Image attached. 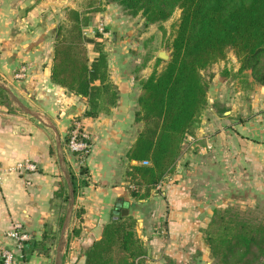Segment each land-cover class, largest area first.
<instances>
[{
  "label": "crops",
  "instance_id": "obj_1",
  "mask_svg": "<svg viewBox=\"0 0 264 264\" xmlns=\"http://www.w3.org/2000/svg\"><path fill=\"white\" fill-rule=\"evenodd\" d=\"M75 1L0 0V247H12L8 232L20 222L31 239L14 248V264H85L86 251L124 199L147 248L146 264H209L206 243L193 249L197 242L188 230L205 229L219 203L264 202V85L246 75L243 83L233 82L238 92L223 101L213 92L212 69L208 96L213 99L208 97L193 136L195 146L184 141L173 172L148 199L137 200L127 177L137 162L127 153L142 128L136 113L141 80L149 73L145 67L133 69L136 59L129 54L143 50L145 30L130 23L145 19L126 14L116 3L91 15L84 27L87 37L101 40L97 29L102 24L104 39L112 34L111 48H104L118 100L110 111L86 116L87 98L52 78L58 26ZM88 54L90 60L98 56L91 42ZM22 68L25 74L18 78ZM75 121L91 137V148L82 157L68 147ZM23 161L37 169H13ZM181 164L202 171L199 210L188 207V195L176 185ZM164 216L169 238L162 239L152 226Z\"/></svg>",
  "mask_w": 264,
  "mask_h": 264
},
{
  "label": "trees",
  "instance_id": "obj_2",
  "mask_svg": "<svg viewBox=\"0 0 264 264\" xmlns=\"http://www.w3.org/2000/svg\"><path fill=\"white\" fill-rule=\"evenodd\" d=\"M83 2L77 0L76 7L67 10L58 26L52 78L87 98L85 115L93 117L110 111L118 100V91L110 78L103 41L84 33L91 15L105 4L116 3L132 17L141 15L149 24H160L176 8L182 10L178 28L167 45L170 59L158 70L163 59L157 57L154 70L141 80L136 120L142 128L127 153L129 160L137 162L127 171L128 180L134 184L132 196L148 199L173 172L183 142L200 126L209 104V81L203 70L226 58L233 49L241 62L238 73L249 70L253 82L264 85V0ZM90 42L98 53L93 60L88 54ZM72 180L75 183L73 175ZM125 202L120 200L102 236L86 251L85 264H146L147 248ZM242 214L245 211L232 207L214 210L205 228V241L217 258L216 264H264V221Z\"/></svg>",
  "mask_w": 264,
  "mask_h": 264
},
{
  "label": "rangeland",
  "instance_id": "obj_3",
  "mask_svg": "<svg viewBox=\"0 0 264 264\" xmlns=\"http://www.w3.org/2000/svg\"><path fill=\"white\" fill-rule=\"evenodd\" d=\"M79 1L80 3H84L83 0H78V2ZM181 13H182V10L179 8H176L173 15L168 20L160 24L155 23L156 25H153V24L151 25L147 23L146 20L143 23L141 18L137 22L138 24H136L135 21L133 22V24L130 23L131 26L137 25L138 27H140L139 29L145 30L143 38H140L141 42L144 45L143 50H141L139 54H136V53L132 54L131 52L129 54L131 57H133L134 60L136 59V61L133 62V69H135L136 67H139L138 69L140 70L141 67H145L144 69H145L146 74L149 73L150 75V73L155 68L156 59L157 57H159V52L165 51L171 57V50L170 48H168L167 45L169 41L172 39V37L174 36L176 29L178 28V23L180 21ZM99 26L102 28L101 29L98 28L97 31L103 33V38H101V41H103L104 47L107 46L106 48H111V41L109 39H112V34L110 33L108 38L104 39L105 38L104 36L105 26L103 24ZM108 30H110V28H108ZM134 30L135 29L132 28L129 30V32L132 33V31ZM150 37L152 38V40ZM166 61L167 60L163 59L159 63L157 69L161 70L163 66L166 64ZM240 66H241V62L238 59L236 52L233 49H231L228 51L226 58L217 61L216 63H214L213 65H211L210 67L202 71V74L204 75L205 79L209 82L212 81V77L214 76V72L212 71V69L215 71L216 77H215L214 82L216 85V89H214L213 92H215V94H217L216 96L221 98L223 101H228L227 99H229V97H231L232 95L238 92L236 91L238 85L233 82L239 81L243 83L245 79L244 78L245 76H243V74L244 75L247 74V77H251L249 70H244L242 74L238 73L239 72L238 68H240ZM227 81L230 83H227ZM208 97L211 100L213 99L211 94ZM192 144L195 146V141ZM193 148L194 147H192V149ZM194 154H196V152ZM197 154L199 155L198 152ZM181 165L182 166H177V169H176V172H177L176 173V185L178 188L181 189V191H183L186 195H188V207H190L191 205L192 208H196L197 210H199V208L201 207V200H202L200 196L201 186H202V182H201L202 171L199 168V166H197L195 169L194 168L192 169L189 164L187 166H185L184 164H181ZM216 204L217 203H215L214 205ZM219 205L218 206L220 208L221 207L223 208L232 207L233 209H236L239 212L245 211V214H242L243 216H246V217L250 216L251 218H254V220L256 221H264V202L259 203L257 205H253V204L248 203L247 198H244V199H238L237 201L228 203V204L219 203ZM215 208L217 209V206H215ZM193 216L194 214L190 215L191 220H193ZM165 223H166V219L164 216L163 220L159 219V221L156 222L155 225L152 226V230L156 232L159 238H162V239L169 238L166 234V230H164L166 226L164 225ZM188 232L192 238L196 239L197 243L193 245V249L195 248L198 251L199 248L198 246H195V245H198L199 243H202V244L206 243L205 229H203L202 231L200 230L196 231V230L189 229ZM206 247L208 251V253L206 252V255H209L211 252V249L207 244H206ZM204 251H206V248H204ZM211 256L213 258L212 257L208 258V261L210 260L209 264H216L217 258L214 257L213 255Z\"/></svg>",
  "mask_w": 264,
  "mask_h": 264
},
{
  "label": "built area",
  "instance_id": "obj_4",
  "mask_svg": "<svg viewBox=\"0 0 264 264\" xmlns=\"http://www.w3.org/2000/svg\"><path fill=\"white\" fill-rule=\"evenodd\" d=\"M24 74L25 69L22 68L16 76L21 78ZM187 140L193 143L194 137L191 135ZM68 147L78 157L87 155L91 148V137L79 121H75L73 129L70 131ZM13 169L18 171H35L37 167L30 161H23L15 165ZM8 238L13 242V245L12 247H0L1 264H14V248H23L26 242L31 239V236L20 222H15L8 232Z\"/></svg>",
  "mask_w": 264,
  "mask_h": 264
},
{
  "label": "water",
  "instance_id": "obj_5",
  "mask_svg": "<svg viewBox=\"0 0 264 264\" xmlns=\"http://www.w3.org/2000/svg\"><path fill=\"white\" fill-rule=\"evenodd\" d=\"M52 1L60 2V3H66L68 0H52ZM159 57L164 59V60H169L170 59V56L165 51L159 52ZM72 194H73V191H72Z\"/></svg>",
  "mask_w": 264,
  "mask_h": 264
}]
</instances>
